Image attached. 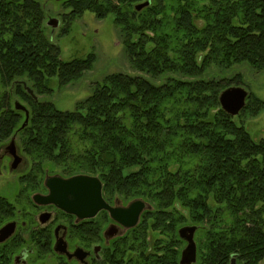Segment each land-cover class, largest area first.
<instances>
[{
	"label": "trees",
	"instance_id": "obj_1",
	"mask_svg": "<svg viewBox=\"0 0 264 264\" xmlns=\"http://www.w3.org/2000/svg\"><path fill=\"white\" fill-rule=\"evenodd\" d=\"M145 1H68L71 20L114 14L131 66L150 78L110 74L76 110L63 111L39 96L51 92L53 77L62 86L81 79L95 54L63 60L39 0H0V141L17 136L33 162L30 184L45 163L69 162V176H98L107 196L149 201L153 229L170 231L179 209V225L201 226L203 264L258 254L264 139L237 124L219 96L234 83L221 71L241 63L264 70V0H151L137 10ZM16 101L30 113L25 126Z\"/></svg>",
	"mask_w": 264,
	"mask_h": 264
},
{
	"label": "flooded vegetation",
	"instance_id": "obj_2",
	"mask_svg": "<svg viewBox=\"0 0 264 264\" xmlns=\"http://www.w3.org/2000/svg\"><path fill=\"white\" fill-rule=\"evenodd\" d=\"M10 143L5 147V152L13 158L11 170L14 172L19 170L24 159L19 155L16 141L17 153L22 161L17 167H13L14 157L8 149ZM32 171L33 166L32 170L23 176L29 179ZM54 176L69 178L74 175L45 173L34 180L35 185L30 184L29 180L18 195V203L0 196V231L10 223L15 225L13 233L4 241H0V264H36V255L44 256L52 253L57 256L58 264H149L150 259L155 261V264H182V253L188 245L180 235V229L184 226L198 227L194 237L197 259L193 264H203L200 259L203 251L200 245L201 226L194 223L179 225V209L178 214L171 217L173 221H167V225H171L170 231L153 229L151 224L154 221L155 207L142 198L137 199L148 202L151 207L141 213L139 222L134 227H126L120 223L107 209L100 210L94 217L82 219L54 204H39L35 201L36 195L50 194L46 183ZM37 182L39 186H36ZM25 192H28V195L22 198ZM103 198L110 206L119 208H126L136 200H126L117 194L107 196L104 184ZM138 227L140 228L135 238L139 233L141 238L140 241L135 242L136 248H133L132 231ZM58 240H62L67 245L69 253L73 254L80 248L87 255L82 258L76 256L70 258L68 254L57 252L55 246ZM118 243L121 251L117 247ZM257 248L259 253L253 256L242 252L233 253L227 264H264V245H258ZM261 252H263L262 257Z\"/></svg>",
	"mask_w": 264,
	"mask_h": 264
},
{
	"label": "rangeland",
	"instance_id": "obj_3",
	"mask_svg": "<svg viewBox=\"0 0 264 264\" xmlns=\"http://www.w3.org/2000/svg\"><path fill=\"white\" fill-rule=\"evenodd\" d=\"M39 1L45 8L47 25L51 18L60 20L59 26L55 29L48 25L47 34L60 46L63 60L84 59L90 54H95L96 57L93 68L86 71V74L75 82L62 86L59 78L53 77L50 80L51 92L40 95V100L52 102L63 111H74L80 102L86 100L93 93L96 84L102 82L110 74L122 72L132 75L140 74L150 78L146 73L139 72L131 66L121 27L117 25L114 14L100 19L95 13L86 11L79 18L71 20L69 0ZM202 22V20H197V25L201 27ZM220 74H225L229 77L228 79H234L232 86H241L249 91L250 98L248 96L247 103L250 105L248 109L234 116V120L237 124L244 125L256 141L264 139V70H257L247 63H241L233 66L227 72L221 71ZM239 74L240 76H238ZM163 78L164 76L153 80L159 82ZM10 141V139L0 141V196L18 203L21 189L30 180L26 179L23 174L32 170L33 164L31 165L32 160L17 142L19 155L24 160L19 170L13 172L11 170L13 158L5 152V147ZM62 166H58L54 162H47L43 167L44 173L42 174L62 173L69 176L70 172H67L69 162ZM32 185H35V181ZM36 186H39L38 182ZM27 195L28 192H25L22 198ZM201 238L202 234H200ZM183 245L185 246V243ZM35 260L36 264H58L57 256L53 253L44 256L36 255Z\"/></svg>",
	"mask_w": 264,
	"mask_h": 264
},
{
	"label": "water",
	"instance_id": "obj_4",
	"mask_svg": "<svg viewBox=\"0 0 264 264\" xmlns=\"http://www.w3.org/2000/svg\"><path fill=\"white\" fill-rule=\"evenodd\" d=\"M150 4L151 0H147L138 4L136 9L140 11ZM59 24L60 20L56 18H51L48 21V25H50L53 29L57 28ZM28 91L31 95H35L32 89L28 88ZM248 96L249 91L245 88L241 86H230L221 92L219 101L225 112L229 115L237 116L246 107ZM15 107L18 110L25 111V126L30 116L28 109L20 101L15 102ZM16 138V135L13 136L11 143L8 146L10 153L14 157L13 167H17V165L22 161V158L17 153ZM46 184L50 189V194L48 196H34L37 203L54 204L60 209L77 215L82 219L94 217L100 210L107 209L117 221L124 224L126 227H134L139 222L141 213L146 208L151 207L148 202L142 199L134 200L126 208L110 206L103 198V182L98 176L87 174H78L69 178L54 176L49 178ZM14 228V223L6 225L0 231V241L7 239L13 233ZM197 228V226H184L180 229L182 239L188 242V245L182 253V264H193L196 262L197 245L194 237ZM55 250L62 254H68L70 258L73 256L82 258L87 255V253L80 248L73 254L69 253L67 245L62 240H58Z\"/></svg>",
	"mask_w": 264,
	"mask_h": 264
}]
</instances>
